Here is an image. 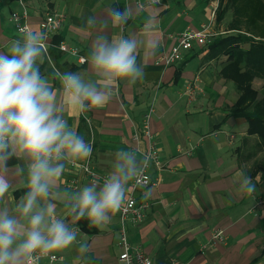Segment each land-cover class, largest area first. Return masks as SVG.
I'll list each match as a JSON object with an SVG mask.
<instances>
[{
    "label": "crops",
    "instance_id": "crops-1",
    "mask_svg": "<svg viewBox=\"0 0 264 264\" xmlns=\"http://www.w3.org/2000/svg\"><path fill=\"white\" fill-rule=\"evenodd\" d=\"M23 4L30 14L32 31H39L49 14L66 16L58 34L47 40L48 53L38 62L41 75L50 80L58 98L57 70L84 73L86 81L98 80L88 64L80 62L89 55L97 34L102 32L110 40L135 36L141 42L137 63L143 65L142 79L131 86L127 81L114 86L111 99L103 106L84 113H63L69 127L93 145L91 157L79 163L89 161L94 170L108 176L114 171L118 150L135 151L138 161L143 160L148 150V138L142 134L143 116L155 107L150 127L163 169L152 165L149 174L153 185L136 193L138 201L149 208L142 223L128 228L132 244L143 248L153 264H264V184L259 174L252 178L256 190L251 195L239 187L240 172L249 176L254 163L241 162L240 154L244 156L246 150L256 147L257 141L248 135L245 120L229 117L239 94L233 82L220 74L227 57L208 60V49L196 46L172 66L162 61L171 54L181 33L203 25L215 27L217 2L163 0L141 10L136 0H0V52L8 51L21 37L10 19L22 11ZM109 7L138 11L121 32L110 24L100 27ZM90 16L97 18L94 28L86 25ZM216 27L224 31L223 24ZM153 41L157 42L154 49ZM61 44L77 55L60 53ZM195 80L202 92L189 102L186 91ZM249 141L252 145L246 147ZM61 162L65 172L51 190L49 201L56 205L58 218L72 229L80 228L81 220L89 222L76 221L70 214L71 197L89 182L80 168ZM27 163L26 158L13 156L6 169L0 167V175L11 184L0 201V210L7 208L11 213L27 191ZM131 191L130 181L127 197ZM119 227L120 211L107 225L91 227L90 233L81 230L72 246L54 254L63 258L60 264H125L117 246ZM217 231L224 232V243H214ZM84 243L87 251L81 248Z\"/></svg>",
    "mask_w": 264,
    "mask_h": 264
},
{
    "label": "clouds",
    "instance_id": "clouds-1",
    "mask_svg": "<svg viewBox=\"0 0 264 264\" xmlns=\"http://www.w3.org/2000/svg\"><path fill=\"white\" fill-rule=\"evenodd\" d=\"M136 11L132 7H109L100 27L110 24L122 32ZM96 24V17L86 19L88 28ZM150 25L151 21L145 28ZM22 33L8 51L0 52V167L6 169L13 156L26 158L28 183L11 213L7 208L0 210V264H33L73 245L77 231L56 216V205L49 198L65 172L61 161L78 166L79 161L91 157L93 145L69 127L63 113H84L103 106L111 99L114 86L122 81L131 86L144 76L143 65L137 63L141 42L135 36L110 40L101 32L92 39L86 58L88 69L98 80L86 81L84 73L57 70L54 78L60 84L58 98V91L41 75L38 63L46 50V34L32 30ZM156 46L153 41L151 47ZM116 157L114 171L102 187L90 183L71 197L70 214L76 221L87 219L90 227L107 225L124 206L129 182L145 179L150 153H145L142 161H138L135 151L118 150ZM239 187L247 195L256 190L244 171L239 175ZM10 188L11 184L0 175V201ZM81 248L87 251V243Z\"/></svg>",
    "mask_w": 264,
    "mask_h": 264
},
{
    "label": "built area",
    "instance_id": "built-area-1",
    "mask_svg": "<svg viewBox=\"0 0 264 264\" xmlns=\"http://www.w3.org/2000/svg\"><path fill=\"white\" fill-rule=\"evenodd\" d=\"M163 0H159V3L153 4L152 0H136L138 7L142 10L148 6H155L161 4ZM29 17L30 14L28 12L27 7L23 4L22 11L18 13H13L10 19L12 26L14 27L16 33L19 36H22V30L28 31L31 30L29 26ZM66 16L64 14H49L43 18L40 23L39 32L46 34V50L45 53H48L49 44L47 40L52 39L55 35L58 34L60 27L65 20ZM125 31V27L123 28V32ZM219 36L213 30V24L203 25L199 30L188 29L185 32L181 33L177 38V45L172 50L171 54L166 56L162 61L166 66H172L173 64L179 62L182 59V56L186 52H190L194 49V47L207 48L213 41ZM59 50L62 53H71L73 55H77V53L70 49L67 45L61 44ZM81 64L86 63L85 58H80ZM201 89L199 87V81L195 80L188 86L186 91V96L189 102H193L198 93H201ZM155 115V107L152 105L147 113L143 116L142 123V134L148 138V150L146 153L151 154V158L149 160V166L144 168V176L145 179L143 181L136 180L131 181V189L129 196L126 198L124 206L120 210V227H119V241L118 248L121 250L120 261L125 264H153L152 259L145 253L143 248L140 246H135L130 241L129 226H134L142 223L147 215V210L149 206L146 203H140L136 197V193L139 189H147L153 185L152 177L149 174V168L152 165L157 166L159 169H163L160 156L158 152V148L156 143L153 140V134L151 132V120ZM88 121V120H87ZM144 159V158H143ZM73 168H80L89 184L97 183L102 187L104 180L107 175L101 174L94 170L90 164V162L79 163L78 166H73ZM143 183L146 186L141 187L140 184ZM99 189V188H97ZM78 233H81V229L79 227L74 228ZM214 243H224L225 236L223 231H217L214 233ZM63 258L59 255L51 253L49 256L39 258V260H34L33 264H60Z\"/></svg>",
    "mask_w": 264,
    "mask_h": 264
},
{
    "label": "trees",
    "instance_id": "trees-1",
    "mask_svg": "<svg viewBox=\"0 0 264 264\" xmlns=\"http://www.w3.org/2000/svg\"><path fill=\"white\" fill-rule=\"evenodd\" d=\"M234 1L226 0L224 8L223 6L221 8V3L219 4L216 9L217 26H221L231 15V5ZM259 12L256 14L257 18ZM231 13L232 19L228 22V26H232L238 20L232 11ZM231 31L238 32L237 29ZM238 34L239 37L216 38L207 47L209 52L207 58L214 60L217 57L227 56V61L223 64L220 74L227 81L233 82L239 94L237 102L230 109L229 117L245 120L248 126V135L253 136L257 141L256 147L246 150L248 154L246 157L242 156L239 151L240 161L249 163L253 161L255 152L256 154L258 151L264 152V84L261 90L254 88L255 80L260 79L264 82V36L262 38V36L250 35L243 31H239ZM246 34L247 38L242 37ZM60 53L62 52L60 51ZM259 158L254 159L253 169L249 176L254 178L260 174V182L264 184V162ZM79 226L85 233H90L91 227L86 221L81 220Z\"/></svg>",
    "mask_w": 264,
    "mask_h": 264
},
{
    "label": "rangeland",
    "instance_id": "rangeland-1",
    "mask_svg": "<svg viewBox=\"0 0 264 264\" xmlns=\"http://www.w3.org/2000/svg\"><path fill=\"white\" fill-rule=\"evenodd\" d=\"M215 1L217 2L216 9L220 3H221V8H222V6L224 8V6L226 5L225 4L226 0H215ZM231 11L235 14V16H237L238 20H236L232 26H228L229 25L228 22H230L232 19ZM231 11H230L231 15L229 14L230 16L228 15L229 17H227L226 21L223 22L224 31H220V29L222 27L217 28L216 25H215V27L213 25V30L217 34H224V35H219L217 38H219V37L227 38L230 36H238L239 37L240 36L238 34L239 31H243V32L248 33L250 35H256L258 37L262 36V38H263V36H264V0H235L231 5ZM257 12H259L258 18L256 17ZM236 22H237V24H236ZM230 27L234 30L237 29L238 32L234 33L232 35H229V32L232 30ZM246 36H247V34L242 35V37H244V38H247ZM224 57H227V56H224ZM219 58L217 57L216 59H219ZM257 80H258L257 83H256V80L254 82V88L256 90H261L264 82L260 79H257ZM259 83H260V85H259ZM251 137H253V136H250V138ZM247 140H250V139H247ZM251 145H252V142L249 141V145L248 146L245 145V146L250 147ZM258 154H260V155L258 156ZM247 155H248L247 152L244 153L245 157ZM258 157H260L261 161L264 162V152L258 151L257 154L253 157V160L255 158L258 159ZM248 158H249V156H248ZM260 158H259V160H260ZM249 169L252 171L253 167L250 166Z\"/></svg>",
    "mask_w": 264,
    "mask_h": 264
}]
</instances>
